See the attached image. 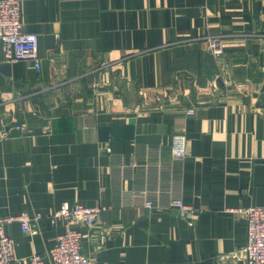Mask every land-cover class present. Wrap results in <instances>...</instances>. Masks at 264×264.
I'll return each mask as SVG.
<instances>
[{
    "label": "crops",
    "instance_id": "crops-1",
    "mask_svg": "<svg viewBox=\"0 0 264 264\" xmlns=\"http://www.w3.org/2000/svg\"><path fill=\"white\" fill-rule=\"evenodd\" d=\"M21 19L41 68L0 41V129L24 126L0 136V217L33 228L5 226L12 264L49 262L64 203L106 207L74 225L93 264H246L236 210L264 206V0H21Z\"/></svg>",
    "mask_w": 264,
    "mask_h": 264
},
{
    "label": "built area",
    "instance_id": "built-area-1",
    "mask_svg": "<svg viewBox=\"0 0 264 264\" xmlns=\"http://www.w3.org/2000/svg\"><path fill=\"white\" fill-rule=\"evenodd\" d=\"M0 41L8 61L30 60L40 70L39 35L24 30L21 19V0H0ZM208 42L209 49L215 55L223 52L222 40L210 37ZM189 113H194V107L189 110ZM23 128L21 124L4 127L0 129V136L7 138L15 130ZM187 139L185 131H179L173 135L171 151L175 157L183 158L187 155ZM146 205L152 207L153 203L148 200ZM175 205L186 214L194 212L191 206L181 200L175 201ZM105 209V206L64 203L51 216L53 222L57 220L64 222L65 231L59 235L56 245L49 249V262L46 263L40 254H33L30 257V264H93V258L83 250V232L74 225L85 223L94 226ZM236 211L242 213L247 221L248 242L236 251L234 256L240 255L246 264H264V206H252ZM14 221L21 223L25 233H33L31 219L27 213L16 217H0V264H12L17 260L15 241L5 230V226ZM222 257L227 258L226 255Z\"/></svg>",
    "mask_w": 264,
    "mask_h": 264
},
{
    "label": "rangeland",
    "instance_id": "rangeland-1",
    "mask_svg": "<svg viewBox=\"0 0 264 264\" xmlns=\"http://www.w3.org/2000/svg\"><path fill=\"white\" fill-rule=\"evenodd\" d=\"M224 47V46H223Z\"/></svg>",
    "mask_w": 264,
    "mask_h": 264
}]
</instances>
